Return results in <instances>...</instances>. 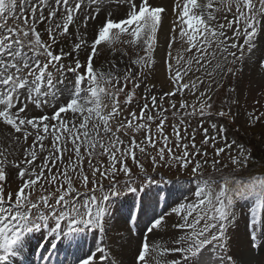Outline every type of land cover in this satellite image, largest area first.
<instances>
[{"label": "snow or ice", "instance_id": "obj_1", "mask_svg": "<svg viewBox=\"0 0 264 264\" xmlns=\"http://www.w3.org/2000/svg\"><path fill=\"white\" fill-rule=\"evenodd\" d=\"M100 3L101 0H0V125L14 130L10 136L13 144L19 145L21 140L26 142L32 137L31 145L20 152L22 159L16 157L9 160L0 152V264H23L14 261V258L23 254L30 234L42 228L48 229L53 241H67L69 246H79L89 229L105 232L107 222L111 220L109 204L112 198L119 196L121 189L129 192L138 190L132 186V172L126 163L131 159L144 172V166L137 159V151L150 157L153 170L161 163L190 168V174L197 179V190L195 200L178 203L171 209L173 214L180 216L173 227L183 230V234L173 240L174 247L169 249L154 244L150 249L149 243L142 241L133 264L136 261L149 264L148 257L152 252L161 256L168 251L183 254L184 264H208L204 252L210 245H215L217 264H238L232 254H224L228 249L227 222L233 215L229 209L236 199L249 196H255L257 207L264 208V178L241 183L234 175L205 177L202 168L203 164H207V149L197 146L195 132L189 139L181 135L178 125H173L174 147L177 150L174 152L172 141L164 131L168 120L164 115L167 109L157 103L156 95L149 96L151 108L144 103L139 115L136 111H131L127 117L122 115L119 97L123 93L126 96L124 104H131L135 93L125 92V89L130 81L137 79V75L129 67L121 79L115 75L119 71L115 61L111 62L110 69L101 70L94 66L93 57L98 45L118 41L137 50L136 59L131 60V64L139 65V75H143L142 70L154 63L157 35L162 31L167 11L162 4L152 0H124L127 7L123 16L113 19L111 14H106L95 29L90 45L86 39L78 37V42L68 51L56 47L61 43L60 38L69 34L70 26L75 27L76 20L80 18L78 14L84 9L93 6L97 9L96 15L91 11L84 14L82 23L85 26L90 19H96ZM217 4L224 6L228 12H232L235 6L232 18L225 17V23H215L213 9ZM258 5L254 0H174L175 19L169 31L175 34L168 39L172 43L183 41L189 57L185 61L187 68H184L169 50L172 43L167 44L166 67L170 90L159 99L162 101L165 96L170 98L177 93L183 94L185 89L193 95L199 92V108L184 101H181L180 108L185 110V116L211 118L212 104L209 101L212 97L206 95L209 89L199 91L204 80L199 77L184 78L194 64L200 71L203 67L201 61L208 55L215 57V51H208L213 44L225 61L229 56L233 61L243 58L245 46L248 50L253 47L259 18L264 17V0H258ZM227 31H231L232 35L228 36ZM120 51L128 54L125 49ZM81 52L84 53L83 63ZM69 58L71 62L66 63ZM169 60L175 63L167 62ZM215 67L223 71L221 64L217 63ZM227 72H232L231 67L227 68ZM67 73L73 75V87L62 90L59 86L64 83L62 78ZM207 75L211 77L212 73ZM86 83L89 86L84 88ZM139 86L138 83L134 85L136 88ZM105 97L111 102L110 110L104 103ZM30 105L41 109V114L30 115L29 112L34 110L30 109ZM45 107L52 110L51 115L43 111ZM170 107L176 109V104L172 103ZM157 109L155 116L150 114ZM173 115H176L175 111ZM215 115L225 117L229 113L221 110ZM261 116L264 113L254 119L259 120ZM157 120L153 130L150 122ZM211 128L216 130L217 135L226 131L215 123L211 124ZM122 130L125 134L128 130H143L144 136L139 142L135 136H129L128 143H125L119 135ZM183 131L187 133V128ZM208 132V128L203 129L202 145L211 142L215 157H220L226 149L231 150L236 143L232 141L229 144L227 137H221L225 144L217 147L216 136L210 137ZM49 138L50 148L45 145ZM185 139L188 142L182 143ZM158 144L162 146L158 147ZM237 147L238 155L229 157L234 171L246 168L251 160V153L242 145ZM97 148L101 150L99 153ZM45 152L47 155L41 158V163L35 164L38 153ZM65 153H74L75 159L69 157L68 164L53 174L52 168L56 167L57 161H63ZM94 156L106 157L107 166L99 158L93 163ZM200 158H205L203 164ZM86 159L87 172L84 168ZM218 165L220 160L214 158L211 166L216 172H220ZM120 173L125 178L123 185L117 181ZM73 174L78 178L79 187L74 184ZM145 178L148 183L154 182L146 172ZM105 181L108 183L105 184ZM165 215L154 217L148 231L161 227ZM50 222L54 226H50ZM49 246L55 250L57 243L51 242ZM104 251L97 248L94 253H86L79 258V264H98V259L106 260ZM155 264L167 262L161 258ZM173 264L176 262L173 261Z\"/></svg>", "mask_w": 264, "mask_h": 264}, {"label": "rangeland", "instance_id": "obj_2", "mask_svg": "<svg viewBox=\"0 0 264 264\" xmlns=\"http://www.w3.org/2000/svg\"><path fill=\"white\" fill-rule=\"evenodd\" d=\"M152 2L162 4L167 9L164 22L169 24V26L167 29L162 27L161 31H165L163 38L164 48L162 49V53L159 52L162 58L157 56L159 39L163 34L161 32L157 35V44L153 52L154 63L150 68H144L142 70L143 75H139L141 72L139 65L131 64V60L136 59L135 52L137 50L118 41L112 44L102 43L98 45L96 55L93 57L94 66L101 70L110 69L112 67L111 62L115 61L116 67L119 69L115 75L121 77V79L129 67H131L133 73L137 75V79L135 81H130L125 89V92L134 91L135 93L131 104H124L126 96L123 93L119 97L123 109L122 115L127 117L131 111H136L137 115H139L140 109L144 103H148L149 108H151L149 96L156 95L158 98L157 103L164 109H167L164 115L168 117V120L165 122L164 131L165 134L169 136L170 141H172L171 146H173L174 152L177 150L174 147L173 125H178L181 128V135H186L189 139L191 134L195 132V142L197 146L202 149H207V164H203V159L205 158H200L203 164L202 171L205 177L212 175L214 178H219L221 175H234L236 180L239 181L237 178L241 177V173H264V116H261L259 120L254 119L255 116H260L261 113H264V17L259 18L260 24L253 38V47L251 50H248L247 46H245L243 58L233 61V58L229 56L228 60L225 61L223 55L215 48V44H213L208 51L209 53L215 51V57L208 55L205 60L201 61L203 67L200 68V71L196 70L197 66L195 64L193 65L192 71L188 72L184 79L187 80L189 77L196 79L199 77L201 80H204V84L199 86V91L209 89L206 95H211L212 97L209 103L212 104L210 111L213 115L211 118L207 116L200 117L199 115L185 116V110L180 108L181 101L188 104H195L197 108H199L200 102L197 100L199 92L193 95L185 89L183 94L177 93L170 98L165 96L162 101L159 99L165 92L170 90L169 74L168 77L166 76V79H162L158 75V69L162 66V63L166 64V47L168 43H172L168 37L175 34L169 31L173 27L172 21L175 19L174 0H152ZM201 2H203V0H201ZM254 3L259 7L258 0H254ZM126 7L127 5L124 3V0H101L98 10L99 15L96 19H90L87 26L82 23L84 14L91 11L93 15H96L97 9L95 6L91 9H84L83 12L78 14L80 18L76 20L75 27L70 26L69 34L60 38L61 43L56 47H63L65 51H68L75 42H78V37H83L90 45L93 40L94 31L100 26V22L104 19L105 15L111 14V18L119 19L123 16ZM234 12V5L232 12H228L227 9L220 4L215 5L213 9V14L216 16L215 23H225L224 18L227 17L231 19ZM226 34L228 36L232 35L231 31H227ZM110 35H114V33ZM43 38L47 40L46 35H44ZM176 44H178V46ZM175 47L177 48V52L174 58L179 59L180 64L184 68H187L185 63L189 57V53L185 50L187 45L183 41L172 43V47L169 50L172 52V49ZM120 49H125L128 54L124 55ZM140 54L143 55L142 52H140ZM237 55L239 56V53H237ZM80 59L83 63V52L80 54ZM172 61L174 60H169L167 62L172 63ZM65 62L70 63L71 58ZM217 63L221 64L223 71L215 67ZM229 67L232 69L230 73L227 72V68ZM209 72L212 73L211 77L207 75ZM181 75L183 76V72H181ZM62 79L64 83L59 86L62 90L71 89L73 87L74 78L71 73H67ZM137 83L140 85L138 88L134 87ZM88 86L89 85L86 83L84 88ZM120 86L122 85H117V87ZM61 101L63 102V97ZM104 103L108 106L107 110H110L111 102L107 97L104 98ZM172 103L176 104V109L170 107ZM30 109H34L29 112L30 115L41 114V109L39 108H34V106L30 105ZM221 110L228 112L229 115L225 117L215 115L216 112ZM43 111L49 115L52 114V110L47 107H45ZM156 111H158V109L150 114L155 116ZM174 111L176 115H173ZM188 111H190V109H188ZM249 113L252 115L250 116ZM61 115L63 116L64 114ZM181 120H183V124H181ZM157 122L158 120L150 122L153 130H155ZM212 123L217 124L218 128L223 127L226 129L228 134H225L223 131L217 135L216 130L211 128ZM185 127L187 128V133L183 131ZM204 128H208V135L210 137L216 136L217 147H223L225 144V141L221 137H227L226 142L229 144L236 140H233L230 135H233L235 138L238 137V142L242 140L244 144H251L253 147V154L251 155H255V158L253 161L250 160L246 168L234 171V166L231 164L229 157L238 155V145L234 144L231 150L226 149L225 153L221 154L220 157H215L211 142L209 145H202ZM13 131L14 130H11L10 136ZM119 135L125 143H128L129 136H135L136 140L139 142L144 136V131L141 130L140 132H136L134 130H128V133L125 134L122 130ZM50 139L51 138L45 141V145L48 148L51 147ZM7 141L8 143H2V145H0V152H3L8 156L9 160H12L16 157H20V152L24 147L31 145L32 137H29L26 142L21 140L19 145L13 144L11 138ZM187 142V139L182 141V143ZM159 146L162 145L158 144V147ZM70 147L71 145L69 144V148ZM81 151L83 152L84 149L82 148ZM100 151L101 150L97 148V153ZM150 151H153V154H155L154 150L150 149ZM45 155H47V152L38 153V159L34 163L40 164L41 158ZM69 157L74 160V153H65L63 161H57L56 167L52 168V173L55 174L58 169H62L64 165H67ZM20 158L22 159V157ZM98 158L104 160L106 167V157L94 156L93 163H95ZM214 158L220 160V165H218V167H220V172H216L211 166ZM137 159L140 164L144 166V172H142L139 165L134 164L131 159H128L126 163L132 172V179L134 181L132 186L137 187L138 190L136 192H129L126 189H121V194L112 198L109 204L111 209V220L107 222L105 232L102 233L94 228L87 230L82 240L79 242V246L74 244V246L83 248L87 246L85 250L81 254L76 255V257L80 258L85 256L86 253H94L97 248H103L105 249L103 256L107 259H98V264H108V262H111V264H133L137 248L142 241H147L150 249L154 244H160L171 249L174 247L172 243L173 240L183 234V230L173 227V225L180 220V216L173 214L171 209L176 207L178 203L191 202L196 199L194 194L197 190L196 177L190 174V168L184 169L176 164L161 163L153 170L150 157H145L138 151ZM224 165H227V167H223ZM84 168L87 172V159L84 162ZM145 172L152 177L153 183L147 182ZM45 174L48 175L47 170H45ZM117 178L120 180L119 185L125 183V178L122 173L118 174ZM260 178H264V175L247 178V180H240L239 182L248 183L253 179ZM13 179H15V177H13ZM73 180L75 186L79 187V181L75 174H73ZM41 182H43V178ZM107 183L108 181H105V184ZM220 183H223V181H220ZM229 210L233 215L229 217V221L227 222L226 237L228 240V249L224 254H232L238 264H264V208L257 207L255 196H249L236 199ZM162 214L167 215H165V220L162 222L161 227L148 233V228L151 227L150 222L153 221L154 217H159ZM50 226L54 225L50 222ZM45 235L48 237L47 242L48 240L50 243L60 242L59 240H52V235L49 234L47 228H42L38 232L31 233L28 243L24 247V252L21 255L22 259H24L22 260L24 264L31 261L32 258L28 259V256L38 257L39 260H42L41 257L43 256V260L47 259L48 263H50V261L52 262L51 264H70V262L73 263L77 261H75V259H77L75 255L71 256L70 250L72 251V245L69 246L67 241H62V247L55 252L57 253V257L54 256V253H51L52 251L49 245L44 248L49 243L41 247L36 245ZM37 249H39V252L33 254ZM73 250H75V248ZM124 251L128 252L126 253ZM161 258L164 259L167 264H173V261H175L176 264H184L185 259L183 254L174 251L162 253L161 256H157L155 252H152L148 257L149 264H155V261ZM136 264H139V261H136Z\"/></svg>", "mask_w": 264, "mask_h": 264}, {"label": "bare ground", "instance_id": "obj_3", "mask_svg": "<svg viewBox=\"0 0 264 264\" xmlns=\"http://www.w3.org/2000/svg\"><path fill=\"white\" fill-rule=\"evenodd\" d=\"M168 26H169V24H167L166 22L163 23V27L164 28L167 29ZM161 33H163V34L160 36V39H159L158 54H157V56L159 58H162L160 56L159 52L162 53V49L164 48V46H163L164 45L163 38H164V35H165V31L163 30V32H161ZM176 45L178 46V44H176ZM176 52H177V48L175 47L174 49H172V56L173 57H175ZM172 63H174V61H172ZM158 75L162 79H166L168 77V71H167V67H166V64L165 63L164 64L162 63V66L159 67V69H158ZM10 132H11V130H10V128L8 126L0 125V145H2V143H4V144L8 143L7 140L10 139ZM124 252H126V251H124Z\"/></svg>", "mask_w": 264, "mask_h": 264}, {"label": "trees", "instance_id": "obj_4", "mask_svg": "<svg viewBox=\"0 0 264 264\" xmlns=\"http://www.w3.org/2000/svg\"><path fill=\"white\" fill-rule=\"evenodd\" d=\"M255 156V155H254ZM255 158V157H254Z\"/></svg>", "mask_w": 264, "mask_h": 264}]
</instances>
